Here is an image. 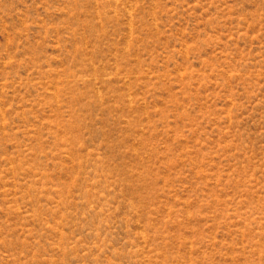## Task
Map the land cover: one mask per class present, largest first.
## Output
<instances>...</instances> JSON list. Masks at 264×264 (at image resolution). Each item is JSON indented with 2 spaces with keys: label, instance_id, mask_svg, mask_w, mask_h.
<instances>
[{
  "label": "rangeland",
  "instance_id": "rangeland-1",
  "mask_svg": "<svg viewBox=\"0 0 264 264\" xmlns=\"http://www.w3.org/2000/svg\"><path fill=\"white\" fill-rule=\"evenodd\" d=\"M0 264H264V0H0Z\"/></svg>",
  "mask_w": 264,
  "mask_h": 264
}]
</instances>
